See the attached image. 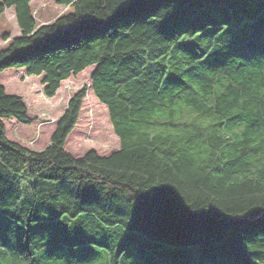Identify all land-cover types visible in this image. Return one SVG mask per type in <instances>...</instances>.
Returning a JSON list of instances; mask_svg holds the SVG:
<instances>
[{"label":"trees","instance_id":"16d2710c","mask_svg":"<svg viewBox=\"0 0 264 264\" xmlns=\"http://www.w3.org/2000/svg\"><path fill=\"white\" fill-rule=\"evenodd\" d=\"M30 1L0 0V74L51 97L93 66L119 148H65L86 85L44 148L10 139L32 120L0 81V264H264V0H57L41 24Z\"/></svg>","mask_w":264,"mask_h":264},{"label":"rangeland","instance_id":"374dc122","mask_svg":"<svg viewBox=\"0 0 264 264\" xmlns=\"http://www.w3.org/2000/svg\"><path fill=\"white\" fill-rule=\"evenodd\" d=\"M30 7L38 24L49 22L69 9V6L58 3L57 0H31ZM6 32L9 38L20 34L14 7L6 8L0 16V47L9 40L3 37ZM92 69L93 66H89L62 80L55 95L51 97L43 92V74L28 75L25 68L16 67L3 70L0 81L6 92L22 96L28 109V116L32 120L31 123L25 124L13 117L4 118L7 136L31 149L41 150L49 143L55 124L64 112L69 98L86 85V96L82 102L79 118L66 139L65 148L75 156H81L89 150L103 155L118 149L119 139L113 130L107 107L97 99L91 89ZM99 121L107 127L112 136L111 140L101 141L94 134H90V130H95Z\"/></svg>","mask_w":264,"mask_h":264}]
</instances>
